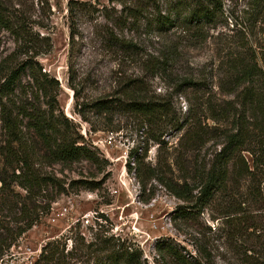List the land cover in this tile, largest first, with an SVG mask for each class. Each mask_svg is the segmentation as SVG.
Returning a JSON list of instances; mask_svg holds the SVG:
<instances>
[{
	"label": "trees",
	"instance_id": "trees-1",
	"mask_svg": "<svg viewBox=\"0 0 264 264\" xmlns=\"http://www.w3.org/2000/svg\"><path fill=\"white\" fill-rule=\"evenodd\" d=\"M36 1L40 13L32 19L33 15L15 8L13 0H0V30L7 32L14 43L13 50L0 59V264H9L10 249L41 218L49 215L51 205L66 193L64 181L54 170L56 166L61 167V173L84 162L102 173L109 165L88 145L77 124L61 111L59 82L41 71L38 57L52 50L51 37L42 32L48 31L44 20L50 6L49 0ZM109 2L119 6L118 16L112 18L105 13L106 8L97 9L91 2L67 3L68 86L73 91L74 113L85 122L91 116L120 115L135 119L145 128L146 140L158 145L154 164L145 162L141 149L128 155L125 167L141 189L139 201L147 203L153 199L155 193L147 189L148 185L156 183L163 187L186 203L173 212L174 224L177 218L201 214L217 204L210 219L226 223L232 219L235 234L232 236L248 233L253 237V245L246 252L251 253L249 258L263 262L264 0ZM227 4L233 5L232 67L228 73L231 88L218 87L225 95L231 94L232 99L223 101L224 104L207 99L194 105L186 99L188 107L181 114L175 108L173 95L150 96L138 77L125 79L113 94L88 100L82 99L73 85L76 77L72 50L80 34L81 17L90 20L97 15L115 27L146 20L158 34L180 30L192 45H199L206 41L208 29L223 18ZM105 27V40L110 48L131 58L140 55L141 48L135 41L118 36L113 27ZM178 50L168 47L158 57H151L152 62L145 68L152 74L166 73ZM24 74L28 78L22 83ZM202 87L196 79L188 78L176 86L174 94L197 93ZM168 135H178L170 147L164 139ZM210 143L212 149L207 152L205 147ZM77 185L94 190L100 188L101 182L78 181ZM145 191L149 192L144 198ZM97 226L87 240L76 222L64 235L47 242L32 264H144L138 247L107 234L105 226ZM154 249L156 264H212L201 247H196V257L184 247L165 240L156 242Z\"/></svg>",
	"mask_w": 264,
	"mask_h": 264
},
{
	"label": "rangeland",
	"instance_id": "rangeland-1",
	"mask_svg": "<svg viewBox=\"0 0 264 264\" xmlns=\"http://www.w3.org/2000/svg\"><path fill=\"white\" fill-rule=\"evenodd\" d=\"M68 1L49 0L50 11L44 20L48 31L42 32L51 37L52 50L38 57L37 61L41 71L54 77L60 84L58 104L61 111L77 124L88 145L95 148L109 165L102 173L84 162L73 164L69 170L61 173V167L56 166L54 170L64 181L67 191L51 205L49 215L41 218L40 223L10 249L8 263L32 264L47 242L64 235L76 222L80 223V232L87 240L97 230L98 224L105 226L107 234L138 247L144 264H156L158 258L154 244L162 240L184 247L194 257L197 256L196 247H201L212 264L263 263L262 260L249 258L251 253L246 252L253 245V237L248 233H242L237 238L232 236V219L227 223L221 219H210V215H215L217 204L211 205L201 214L177 218L174 224L173 212L186 206V203L174 198L163 187L156 183L150 184L151 187L148 185L147 189L151 188L155 193L153 199L147 203L139 201L141 189L125 167L128 155L132 150L141 149L142 154H145V162L154 164L158 145L146 140L145 128H141L133 118L120 115L107 118L91 116L89 122H85L74 113L73 91L68 86ZM75 1L91 2L97 9L104 7L105 13L112 15V18L119 15V6L110 4L109 0ZM13 2L15 8L33 15L32 19H36L40 13L36 0ZM232 8V4L225 6L223 18L208 29L206 41L199 45H192L180 30L158 34L146 20L115 27L97 15L90 20L81 17L78 27L80 34L75 38L72 50V69L76 77L73 85L80 91L82 99L88 100L113 94L125 79L138 77L144 81L150 96L173 95L175 108L181 114L188 107L186 99L194 105L207 99L222 105L223 101L232 99L231 94L225 95L218 87L231 88L228 85V73L232 67ZM105 26L113 27L118 36L135 41L141 48L140 55L131 58L110 48L105 40ZM168 47L179 48L177 58L166 73L152 74L151 70L145 68L146 65L152 62L151 57H158ZM13 48V38L0 30V59ZM27 78V74L22 75L21 82ZM188 78L196 79L203 85L200 91L174 94L176 86ZM93 127L97 130H92ZM177 136L164 137L168 141L167 147L176 143ZM210 145L205 147L207 152L212 149ZM245 156L250 160L249 154L245 153ZM78 181H97L101 182V186L90 190L78 187ZM70 183L75 185L70 187ZM148 192L145 191L144 198ZM261 221V225H264V218Z\"/></svg>",
	"mask_w": 264,
	"mask_h": 264
}]
</instances>
